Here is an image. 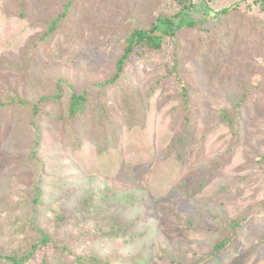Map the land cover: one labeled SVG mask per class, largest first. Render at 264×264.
I'll list each match as a JSON object with an SVG mask.
<instances>
[{
    "label": "rangeland",
    "instance_id": "obj_1",
    "mask_svg": "<svg viewBox=\"0 0 264 264\" xmlns=\"http://www.w3.org/2000/svg\"><path fill=\"white\" fill-rule=\"evenodd\" d=\"M38 1L44 5L29 20L13 13L19 7L16 0H0L3 97L17 94L38 102L56 88L62 90L63 98L88 89L95 98L108 101L104 109L88 111L73 122L56 115L58 125L42 123L38 133L43 138L42 153L51 160L47 165L23 160L37 149L33 128L25 131L22 138L26 142L20 144L17 132H1L0 171L12 173L30 190L37 187L40 192L41 184H50L49 189L62 201L61 210L46 212L39 226L52 232L56 218L67 210L71 216L68 226H63L65 231L85 233L90 229L93 234L84 235L95 244L93 231L106 224L107 213L104 207L99 215L98 210L89 213L85 202L89 211L91 202L85 200L104 196L99 185L106 182L134 201L131 210L126 208V220L134 229L127 237L103 236L96 247L85 251L99 249L105 258L114 252L131 257L117 264H136L132 256L138 254H153V264H176L168 259L170 254L189 258L208 254L221 237L220 225L248 216L237 229L233 244L210 255L203 264H264V162L257 156L264 153V80L259 78L264 76V23L254 22L252 15L223 16L227 27L218 31L220 24L214 19L199 21L180 30L176 39H165L159 50L137 48L125 67V83L119 90L103 91L98 85L114 76L123 52L118 25L125 26L136 17L147 20L159 14L173 15L184 0H86V16L98 23L99 34L88 24L81 41H68L61 35L32 53L49 17L40 10L55 12V2L62 0ZM238 1L206 3L219 11ZM8 12L13 14L8 16ZM121 17L125 22L120 23ZM200 29H210V36ZM178 41L182 72L190 85L195 88L208 80L198 90L191 87L193 117L185 143L188 128L185 111L180 109V82L169 75L174 64L171 52ZM248 87L255 91L243 101L242 132L239 125L223 123L217 112L223 104L239 100ZM55 110L59 113L60 107ZM90 179L96 183L89 190L84 184ZM5 186L6 194L12 193L11 186ZM195 187L200 189L195 191ZM18 188L19 198L35 192ZM25 208L22 202L13 209L8 207L7 222L11 212L23 214ZM32 234L34 240L40 237L37 230ZM51 249V244L44 245L32 264Z\"/></svg>",
    "mask_w": 264,
    "mask_h": 264
},
{
    "label": "trees",
    "instance_id": "obj_2",
    "mask_svg": "<svg viewBox=\"0 0 264 264\" xmlns=\"http://www.w3.org/2000/svg\"><path fill=\"white\" fill-rule=\"evenodd\" d=\"M85 2L86 0H62L61 2H55V12L50 9L40 10L49 17L48 20L44 17L46 18L45 21L47 20L45 24L46 30L34 44L32 53L39 52L41 50L39 48L41 44H48L55 37L61 35L68 41H81L83 39L82 31L85 29L89 30L87 28L88 24L93 28H97V34H99L101 28L98 23L88 20V16H86L87 13H85L86 10L84 9ZM15 5L19 6L13 12L15 15L31 20L32 13L35 9L40 8L44 4L42 3L41 5L38 0H16ZM260 12L264 14V0H240L219 11H214L206 3V0H198V2L184 0L182 6L173 15L159 14L155 18H149L147 20L137 17L132 18L127 25H118L117 35L119 36L118 40L123 52L117 60L116 72L112 78H109L98 86L103 91L115 87L119 90L120 86L125 83V67L131 56L137 53V48L150 51L159 50L163 47V41L165 39H176L180 30L187 27L191 28L197 25L199 21L204 22L206 19H214L217 24L219 22L220 26L216 27L218 31L219 28L223 30L224 27H227L226 23L222 20L223 16L229 17L237 15L240 17H249L248 15H252L251 17L254 18V22L264 23V15ZM13 13L8 12L6 14L9 16ZM195 14H199L201 18H195ZM125 20V18L121 17L120 23L125 22ZM43 23L44 20L41 19L40 24ZM251 23L254 24L253 22ZM200 32L207 34V36L211 34L210 29H200ZM217 33L216 30L213 33L216 38H218ZM179 50L181 51V46L178 41L171 52L174 64L169 75L175 77L180 82V109L181 111H185V116L183 115V117L188 128V132L183 140L185 143V140L188 139L190 134L189 129L193 117L191 96L193 95L192 88L194 87L190 85L187 75L182 72L183 62H181ZM253 68L257 69V67ZM255 72L256 70L253 71L254 74ZM259 78L260 82H263V74ZM207 81L205 78L204 84L197 83L194 89L198 90ZM244 90L239 100L231 104H223L217 112V115L223 123L232 127L238 126L239 123L242 124L241 114L245 105L243 101L246 98H250L251 94L255 91H250L249 87L244 88ZM62 93L61 89L56 88L49 95L43 96L38 102H32L28 96H19L17 94H14L11 98H5L0 90V139L2 131L7 135L9 130H11L12 132H17V136L20 137L17 143L20 144L26 142L25 138H22L25 135V131L28 129L32 131V128L34 130L33 141L37 149H33L31 154L25 156L23 158L24 161L28 160V163L30 160L31 162L40 161L45 165L51 161L48 156L42 153L43 138L39 135V131L42 129V123H46L52 127L53 124L58 125L56 115L64 120L73 122L75 120L73 118L86 115L88 111L104 109L108 102L106 97L95 98L96 95L93 96L88 89L82 93H72L69 97L64 96V98ZM55 106L60 107L59 113L55 110ZM178 111L181 113L180 110ZM239 129H242L241 125H239ZM244 129H242V132H244ZM184 147L186 149V144H184ZM185 153L186 150L182 151L178 155V158H182ZM257 156L259 161L263 163L264 153H260ZM15 179L16 177H13L12 173H6L3 170L0 171V264H32L33 258L42 251L44 245L48 244L52 245V249L43 252V257L37 264H117L131 260V257H128L126 253L118 254V252H114L111 254L112 257L108 256L109 258H105L99 255V249L95 250V253L85 251L87 247H96L101 242L103 236H108L110 239L127 237L125 234H130L134 229V226L126 220L128 218L126 208L131 210L134 201L130 197H126V193L118 192V189L113 188L111 184L105 182L99 185V191L104 192V196H100L98 199L92 197L86 198L85 201L90 199L89 202H91L90 211L87 208L88 205L86 207L85 202V208L89 213L98 210L97 215H99L103 207L107 213V216L103 218H106V224H99L97 229L93 231L94 234L96 233V242L93 244V239H88L84 235L93 234L90 229L85 233L65 231L66 227L63 228V226H68L67 220L69 221V217L71 216L69 213L67 214V210L56 218L57 223L56 225L54 224L52 232L46 231L45 228L39 226V219L46 212H50V210L54 211L58 208L61 210L63 206L62 201L57 200L58 196L56 192L49 189L50 184H41L43 188L38 192L37 187H33L30 190V186L22 187L23 184L17 182ZM14 180L15 183H13ZM95 183L96 180L90 179L88 185L87 181L85 182L84 187L89 188V190L94 189ZM6 184L11 186L12 193L6 194L5 191L8 190L7 186H5ZM17 186L20 187L18 189L25 192H35L31 196L27 194L26 197L22 196L19 198L16 195ZM225 188L229 190L233 189L232 187ZM199 189L195 187L193 190L198 191ZM20 202L26 206L24 213L14 214L11 212L9 216L10 221L8 219L7 222L8 207L13 209ZM248 218V216H241L228 224L220 225L218 228L221 231H219L221 237L216 239L210 253L189 258L190 255L185 256V254H176L174 252L170 254L168 259H173L176 264H203L210 255L217 253L227 245L233 244L232 241L237 236V229ZM36 230L40 237L34 240L30 236ZM132 258L136 264H142L140 261H144L145 264H153L154 255L147 254L144 257L142 254H138L136 257L132 256Z\"/></svg>",
    "mask_w": 264,
    "mask_h": 264
}]
</instances>
